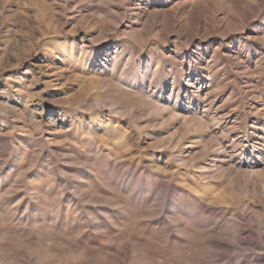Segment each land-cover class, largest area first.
I'll use <instances>...</instances> for the list:
<instances>
[{"label": "rangeland", "instance_id": "obj_1", "mask_svg": "<svg viewBox=\"0 0 264 264\" xmlns=\"http://www.w3.org/2000/svg\"><path fill=\"white\" fill-rule=\"evenodd\" d=\"M253 1L0 0V264H264Z\"/></svg>", "mask_w": 264, "mask_h": 264}, {"label": "bare ground", "instance_id": "obj_2", "mask_svg": "<svg viewBox=\"0 0 264 264\" xmlns=\"http://www.w3.org/2000/svg\"><path fill=\"white\" fill-rule=\"evenodd\" d=\"M252 2H254L253 0H241V3L244 5V7H247V8H251L252 7ZM148 105H150V104H148ZM4 128L3 127H1L0 128V133H4ZM5 131H7V130H5ZM1 135V134H0ZM4 135V134H3ZM2 142V141H1ZM0 142V143H1ZM220 240V239H219ZM228 243V242H227ZM218 245H220V243H217ZM82 246V245H81Z\"/></svg>", "mask_w": 264, "mask_h": 264}]
</instances>
